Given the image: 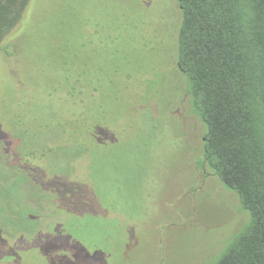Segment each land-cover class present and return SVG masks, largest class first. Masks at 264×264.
<instances>
[{
  "label": "rangeland",
  "instance_id": "rangeland-1",
  "mask_svg": "<svg viewBox=\"0 0 264 264\" xmlns=\"http://www.w3.org/2000/svg\"><path fill=\"white\" fill-rule=\"evenodd\" d=\"M98 3L114 7L116 16H124L127 3L137 5L158 42L144 54L131 52L126 63L111 59L110 50L98 48L88 56L89 83L101 86L103 120H97L103 125L92 127L98 144L92 140L82 147H68L62 133L55 145L44 140L49 111L60 117L67 110L59 101V65L40 68L37 55L29 67L23 65L24 54L4 58L8 69H0V264H207L222 253L248 215L236 195L200 164L206 129L189 111L173 45L165 39L175 37L180 21L175 0H32L24 22L5 45L18 41L26 53L30 41L45 40L39 34L43 27L49 32L61 21L78 28L79 17L89 24L99 13ZM69 8L73 20L56 16ZM106 9L100 12L102 26H107ZM109 37L102 33V39ZM39 52L52 57L48 46ZM102 59L109 61L104 64ZM113 69L118 73L112 74ZM102 71L104 80L96 82ZM128 75L130 79L123 78ZM54 89L58 91L51 100L47 93ZM89 107L94 118L96 105ZM20 118L25 123L31 119L28 131L17 125ZM104 120L120 122L114 126L116 133ZM30 128L44 137L36 149L57 146L53 157L47 154L50 174L43 171V161L31 164L26 157Z\"/></svg>",
  "mask_w": 264,
  "mask_h": 264
},
{
  "label": "trees",
  "instance_id": "trees-1",
  "mask_svg": "<svg viewBox=\"0 0 264 264\" xmlns=\"http://www.w3.org/2000/svg\"><path fill=\"white\" fill-rule=\"evenodd\" d=\"M175 2L180 21L175 37L166 36L165 39L173 45L172 57L183 76L189 111L206 129L200 162L236 195L248 215L247 223L222 253L207 264H264V0ZM31 3L32 0H0V69L4 66V58L18 59L24 54L25 62L21 63L26 67L37 55L38 67L58 68L59 65L63 72L58 85L59 101L67 110L62 111L60 117L49 111L48 123L42 127L43 133L49 131L46 138L30 128L32 137L25 143L30 147L26 155L29 163L43 161V171L50 174L47 154L53 157L60 133L71 145L68 147L89 146L92 140L98 144L92 127L102 124L104 107L101 86L92 85L88 80V56L95 55L98 48L110 50L111 59L126 63L131 52H149L158 40L151 38L146 29V15L137 11V5L127 3L124 16H116L114 7L106 9L107 4L98 3L99 13L89 24L79 17L82 24L78 28L61 21L49 32L43 27L39 34L45 40L30 41L24 48L25 53L18 41L15 46L5 44L24 22ZM105 9L103 18L107 26H102L100 12ZM56 16L75 18L70 8ZM103 32L110 33L107 40L102 39ZM165 35L168 34L165 32ZM47 46L51 48L52 57L39 52ZM80 55L83 64L78 68ZM101 61L107 64L109 60ZM4 68L7 70L8 65ZM111 73L118 72L113 69ZM104 75V71L99 73L96 82L104 80ZM123 78L128 80L130 75ZM35 85L40 87L38 83ZM58 90H50L47 96L53 100ZM112 97L117 101L113 93ZM27 100L25 97L23 104ZM51 100L49 104L53 103ZM90 104L96 105L94 118L90 115ZM108 106L106 102L105 112ZM17 121L25 132L32 125L31 119L26 123L22 118ZM104 123L111 133H116L114 126L120 122L104 120ZM40 136L47 142L53 140L54 145L46 146V152L36 149L41 142Z\"/></svg>",
  "mask_w": 264,
  "mask_h": 264
},
{
  "label": "flooded vegetation",
  "instance_id": "flooded-vegetation-1",
  "mask_svg": "<svg viewBox=\"0 0 264 264\" xmlns=\"http://www.w3.org/2000/svg\"><path fill=\"white\" fill-rule=\"evenodd\" d=\"M204 141V140H203ZM201 164V163H200ZM203 169L205 171V173L209 176H214L211 172L207 173L208 172V169L206 167L203 166Z\"/></svg>",
  "mask_w": 264,
  "mask_h": 264
}]
</instances>
